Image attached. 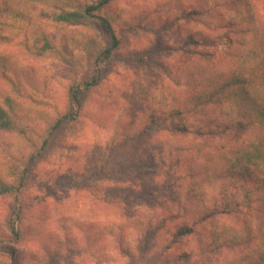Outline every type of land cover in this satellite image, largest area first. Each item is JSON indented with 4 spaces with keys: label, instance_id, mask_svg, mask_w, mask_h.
I'll return each mask as SVG.
<instances>
[{
    "label": "trees",
    "instance_id": "1",
    "mask_svg": "<svg viewBox=\"0 0 264 264\" xmlns=\"http://www.w3.org/2000/svg\"><path fill=\"white\" fill-rule=\"evenodd\" d=\"M115 1L0 0V87L13 84L19 95L21 80L18 82L17 74L11 72L10 50L17 51L18 57L23 50L41 57L54 55L57 43L49 34L53 26L81 28L97 22L108 33L107 41L90 40L83 45L88 53V67L70 86L69 112L49 128L48 138L30 158V165L48 150L50 139L64 122L78 119L85 107L82 99L102 85L105 65L121 45L112 21L104 15ZM180 14L182 22L195 23L202 32L190 33L182 48L172 51L183 54L184 61L163 72L169 80L159 79L150 92L141 94L147 98L150 120L137 136L128 137L122 144L143 140V134L151 137L172 133L182 139L177 145L165 142L161 151L147 161L151 169L163 166L162 171L169 178L166 189L174 191L179 187L178 195L157 210L170 207L171 212L159 214L151 210L152 199L159 193L157 186L143 187L136 181L120 180L114 189L121 190L107 203L118 208L139 202L147 209L138 206L127 217L121 215L108 223L99 236L103 240L91 247L78 236L79 232L70 235L65 231L62 240H51V247L43 245L44 252L51 255L49 264L64 257H90L113 264H132L135 257H140L148 263L153 257L151 243L155 239L160 238L163 248L170 251L167 237L172 234V243H182L196 234L198 224L205 222L216 228L210 233L211 248L205 252L217 253L218 261L225 262L228 258L224 252L238 250L240 256L230 264H264V226L255 231L248 222L243 230H238L222 221L235 214L264 213V209L256 208L264 203V0H200L197 6ZM151 63V55L137 61L138 67L143 68ZM22 107L10 94L0 95V133L18 138L34 132L40 136L41 126L21 123ZM32 141H36L35 137ZM5 147L8 156H13V145ZM169 161L171 168L167 167ZM101 164L106 166L104 161ZM10 165V181L4 180L0 170V198L17 197L27 189L31 166L13 161ZM177 171L179 178H173ZM171 206L183 209L174 210ZM24 211L23 205L18 204L10 215L15 241L22 235L18 225ZM177 222L182 223L172 230L168 228ZM52 247L60 252H52ZM196 250L190 246L187 256H196L200 252ZM12 258L15 260L16 255Z\"/></svg>",
    "mask_w": 264,
    "mask_h": 264
},
{
    "label": "rangeland",
    "instance_id": "2",
    "mask_svg": "<svg viewBox=\"0 0 264 264\" xmlns=\"http://www.w3.org/2000/svg\"><path fill=\"white\" fill-rule=\"evenodd\" d=\"M199 1H115L104 15L112 21L121 45L105 65L101 74L102 85L82 99L85 107L78 119L64 122L50 139L48 150L32 165L29 160L48 138L49 128L69 112L70 86L88 67V53L83 45L90 40L107 41L108 33L97 22L81 28L53 26L49 34L57 43L54 55L41 57L23 50L18 57L17 51H9L11 72L17 74L18 82L21 80L22 95L14 92L13 84L2 85L0 95L10 94L17 105H23L22 124L39 125L42 130L40 136H35L34 132L29 137L19 138L0 133V163L3 165L0 170L4 180H11V161L31 166L26 192L17 197L0 198V242H5L0 243V264H49L51 255L44 252L43 245L51 247L49 242L62 240L65 231L70 235L79 232L78 236L89 247L102 241L99 236L108 223L121 215L127 217L126 214H132L138 206L147 209L136 201L135 206L122 204L118 208L107 203L121 190L114 189L120 180L136 181L143 187L157 186L159 193L152 199L154 206L151 210L159 214L171 212L168 205H165L168 207L165 210H157L161 204L164 206L165 202L178 195L176 189L179 187L174 191L166 189L169 178L162 171L163 166L151 169L147 161L151 155L161 151L165 142L177 145L182 139L173 137L172 133L151 137V134H143V140L122 144L128 137L137 136L150 120L147 98L141 94L150 92L159 79L169 80L163 72L180 66L184 61L183 54L172 51L180 50L190 33L202 32L195 23H185L180 18L184 9L197 6ZM146 55L152 56V63L146 68L138 67V58ZM34 137L35 142L32 141ZM7 144L14 147L11 157L5 147ZM103 161L105 167L101 164ZM167 167L171 168L170 161ZM160 174L162 176L156 178ZM179 176L178 171L173 173V178ZM110 192L115 193L112 196ZM18 204L23 205L25 211L22 222L17 226L22 235L19 241H15L9 222ZM256 208L264 209V203ZM222 221L238 230H243L249 222L256 231L259 226H264V213L257 216L235 214ZM180 223L168 225V228L172 230ZM196 230V234L182 243H172V234L167 237L168 247H172L170 251L163 248L160 238L155 239L151 243L154 251L149 262L135 257L132 264H230L233 258L240 256L238 250L228 251L224 252L225 259H228L218 261L217 253L205 252L211 248L209 237L216 228L205 222L198 224ZM98 245L102 246V243ZM190 246L198 249L200 252H196L200 254L187 256ZM52 248V252H60L57 247ZM12 255H16L15 260ZM57 259L54 264H113L90 257Z\"/></svg>",
    "mask_w": 264,
    "mask_h": 264
}]
</instances>
